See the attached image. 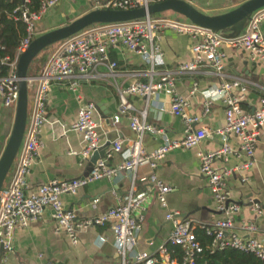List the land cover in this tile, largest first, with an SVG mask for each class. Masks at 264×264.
Masks as SVG:
<instances>
[{
    "label": "built area",
    "instance_id": "1",
    "mask_svg": "<svg viewBox=\"0 0 264 264\" xmlns=\"http://www.w3.org/2000/svg\"><path fill=\"white\" fill-rule=\"evenodd\" d=\"M8 1L15 2V5L7 16L24 25V35L19 40L13 57L0 58V64L8 68L7 75L0 77V102L4 107H13L18 95L15 73L18 56L31 41L35 22L60 0ZM158 1L162 0H103L97 2L94 8L132 9ZM263 25L264 6L254 10L242 30L232 37L223 36L187 20L148 16L123 22L93 24L59 41L39 73L29 76L26 80V89L32 90L31 108L26 117L22 140L10 176L0 190V264H5L3 253L12 250V231L40 219L44 209L51 210L54 221L52 232L63 234L71 244L77 243V233L81 229L108 224L111 243L119 257V264H195L196 256L204 249L212 253L225 248L252 254L264 264V242L256 236L258 228L255 221L262 215V208L258 203L250 201L248 209L252 218L233 220L241 205L230 198L226 184V178L233 172L241 173V183L248 180L244 172L253 166L256 137L264 125V96L258 98L252 111L243 110L240 101L247 91L248 82L240 77H231L203 92L202 109L198 116L188 113L187 99L175 90L177 73H191L206 65L219 74L223 67V45L244 51L248 60L259 64L264 71V37L261 30ZM165 29L186 36L192 55L189 61L178 64L174 69L157 72L156 66L161 63L162 57L157 41L160 32ZM118 46L135 53L147 66L144 70V80H134L117 89L118 114L125 115L132 108L126 95L148 99L162 93L165 102H155V106L180 119L182 136L169 139L161 128L145 121L143 112L127 115L128 127L134 137L125 143L121 139L114 140L107 153V156L112 152L121 153L122 160L119 163L107 165L103 158H99L82 177L65 181L51 179L27 193L26 177L43 146L40 132L46 121L45 106L51 83L66 79L67 88L75 91L77 79L99 77V67L105 68L109 75H112L116 62L109 59L108 50ZM2 49L0 44V50ZM196 90V83L192 82L189 94ZM215 100L223 106V125L213 129L206 126L195 128L194 125L200 117L209 113L210 104ZM93 110L92 102L83 103L78 107L75 120L69 126L80 133L82 147L78 151H67V154L77 156L79 162L87 159L99 146L101 132L99 125L92 118ZM104 127L108 131L115 129L113 122ZM144 133L156 135L160 139L159 144L151 151L145 150L141 144ZM212 136L218 137L220 144L216 149L196 153L198 172L204 177L212 194L214 209L224 217L209 223L181 218L178 212L167 211L166 194L171 187L155 174L154 169L168 151L194 147ZM232 136L237 139L235 147L230 142ZM229 155L236 159L233 167L220 168L214 165L219 159L226 162ZM144 164L149 168V187L136 191L133 185L136 170ZM122 172L128 173L130 187L115 205L103 213L79 220L72 211L63 208L62 195H73L87 183L104 177H115ZM150 200L166 209L164 219L170 223V229L165 241L157 245L154 252L135 251L133 248ZM92 202H97V198ZM196 228L201 229L210 238L205 246L197 240L194 233ZM97 240L103 241L104 238L98 236Z\"/></svg>",
    "mask_w": 264,
    "mask_h": 264
},
{
    "label": "crops",
    "instance_id": "2",
    "mask_svg": "<svg viewBox=\"0 0 264 264\" xmlns=\"http://www.w3.org/2000/svg\"><path fill=\"white\" fill-rule=\"evenodd\" d=\"M103 0H60L57 5L44 12L35 22V31L39 34L59 27L93 9L97 2ZM197 10L208 14H219L230 10L244 0H186ZM264 37V25L261 27ZM162 53L161 63L156 66L157 72L174 69L178 64L191 58L190 42L186 36L165 29L159 34L157 41ZM224 52L223 67L219 74L214 73L206 65L198 67L191 73H177L175 90L187 99L188 113L200 116L203 92L213 88L220 81L231 77H240L248 83L247 91L240 101V107L252 111L259 97L264 96V71L262 67L249 61L244 51L227 46L221 47ZM110 60L116 62L112 75L99 67L96 78H78L75 91L67 88L68 80L63 79L51 83L45 106V117L40 138L42 148L30 167L26 177L25 191L30 193L35 188L51 179L65 181L82 177L87 174L93 163L91 155L79 162L75 155L67 151H78L82 147L79 132L70 129L75 120L78 107L85 102H92L93 120L99 125L101 138L98 148L104 149L103 158L107 165H114L122 160L121 153H107L114 140L121 139L123 143L134 137L128 127L127 115L144 113L147 123L159 127L169 139H178L183 134V127L178 117L167 110L161 111L155 102H165V97L159 93L155 97L126 95L131 104L127 114L117 112V89L123 88L134 80H144L146 64L135 53L118 46L108 50ZM42 67H40L39 71ZM38 71V73H39ZM192 82L197 90L189 94ZM32 90H30L31 102ZM14 107H4L0 102V154L6 143L12 127ZM114 123L115 129L106 130L105 125ZM223 106L217 100L212 101L209 113L201 116L194 127L206 126L218 128L223 125ZM160 142L158 136L144 133L141 144L147 151L153 150ZM233 147L237 139L230 137ZM220 144L216 136L208 137L198 145L184 149L168 151L159 160L154 172L171 190L166 194L167 211H176L181 218H191L197 222L209 223L224 216L214 209V200L205 179L198 172V151L213 150ZM252 168L244 172L248 180L240 182L241 173L233 172L226 178L230 198L241 205L239 213L233 220L252 218L248 202L258 200L262 215L257 223L256 236L264 242V125L259 129L253 154ZM234 156H227V161L221 159L214 162L216 167H233ZM14 164V163H13ZM8 172L5 182L10 176ZM149 168L146 164L137 168L133 185L136 191L149 187L147 176ZM130 187L128 173L122 172L115 177L101 178L80 187L75 194H64L61 202L64 209L72 211L79 220L97 216L116 204L119 197ZM97 202L93 203V199ZM166 209L150 200L144 213V221L137 235L133 248L135 251L152 253L157 245L165 241L170 229V223L164 219ZM51 210L44 209L40 219L28 223L23 228L12 231V250L3 253L5 264H119L115 254L108 224L103 226H88L77 233V243L71 244L63 234L52 232L54 221ZM104 238L98 241L97 237Z\"/></svg>",
    "mask_w": 264,
    "mask_h": 264
},
{
    "label": "water",
    "instance_id": "3",
    "mask_svg": "<svg viewBox=\"0 0 264 264\" xmlns=\"http://www.w3.org/2000/svg\"><path fill=\"white\" fill-rule=\"evenodd\" d=\"M262 6H264V0H244L228 11L213 15L197 10L186 0H162L132 9L93 8L77 18L31 39L26 49L18 56L16 63L18 95L14 106L12 127L0 154V190L21 143L26 117L31 108L26 89V80L29 78L27 67L44 48L93 24L136 20L166 11L180 15L200 27L232 37L242 30L249 15ZM103 154L104 149L97 148L92 152L90 161L94 163L103 157ZM252 202L259 203L256 199ZM0 252H2L1 247Z\"/></svg>",
    "mask_w": 264,
    "mask_h": 264
},
{
    "label": "trees",
    "instance_id": "4",
    "mask_svg": "<svg viewBox=\"0 0 264 264\" xmlns=\"http://www.w3.org/2000/svg\"><path fill=\"white\" fill-rule=\"evenodd\" d=\"M15 2L8 0H0V44L3 49L0 50V58L3 56L11 59L14 55L15 48L19 40L24 35V25L20 21H15L8 17ZM157 13L151 15L155 16ZM47 48L40 51L30 62L27 67V75L35 76L38 74L40 67L52 51L47 53ZM46 51V52H45ZM7 66L0 64V77L7 75ZM28 95V90H27ZM13 164L11 165L12 168ZM10 168V170H11ZM9 170V171H10ZM4 184V182H3ZM195 236L202 246H205L209 242V237L204 234L201 229H194ZM195 264H263L258 258L249 253L239 252L232 248H225L223 250L208 252L204 249L196 256Z\"/></svg>",
    "mask_w": 264,
    "mask_h": 264
},
{
    "label": "rangeland",
    "instance_id": "5",
    "mask_svg": "<svg viewBox=\"0 0 264 264\" xmlns=\"http://www.w3.org/2000/svg\"><path fill=\"white\" fill-rule=\"evenodd\" d=\"M155 16H163V17H167V18H173V19H179V20H183V21H185L186 19L185 18H183V17H181L180 15H177V14H175V13H173V12H169V11H166V12H162V13H157V15H155ZM37 35H39V32H37V31H34V34H33V37H32V39L34 38V37H36ZM58 42H56V43H54V44H52V45H49L48 47H46L47 49H46V51H47V53H49L50 51H52L54 48H55V46H56V44H57ZM45 51V52H46ZM28 98H30V90H28ZM14 107V106H13ZM18 153V152H17ZM17 153H16V155H17ZM16 155H15V158H16ZM15 158H14V160H15ZM14 160H13V163H14ZM4 184H5V181H4Z\"/></svg>",
    "mask_w": 264,
    "mask_h": 264
}]
</instances>
